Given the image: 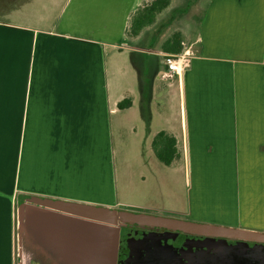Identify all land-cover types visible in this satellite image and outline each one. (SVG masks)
<instances>
[{"label": "crops", "instance_id": "0c3cea01", "mask_svg": "<svg viewBox=\"0 0 264 264\" xmlns=\"http://www.w3.org/2000/svg\"><path fill=\"white\" fill-rule=\"evenodd\" d=\"M142 2L0 0V264H17L13 194L17 204L27 195L118 203L111 114L129 107L144 117L155 157L159 132L179 149L170 164L184 167L186 218L264 232V0H206L190 30L176 23L157 35L164 8L130 34ZM175 31L192 55L167 77L164 58L174 52L164 43ZM110 49L128 52L138 71L137 89L113 100ZM174 87L179 118L152 99ZM125 98L130 105L119 107Z\"/></svg>", "mask_w": 264, "mask_h": 264}, {"label": "water", "instance_id": "95a60500", "mask_svg": "<svg viewBox=\"0 0 264 264\" xmlns=\"http://www.w3.org/2000/svg\"><path fill=\"white\" fill-rule=\"evenodd\" d=\"M16 229L17 264H264L263 231L113 205L27 195Z\"/></svg>", "mask_w": 264, "mask_h": 264}, {"label": "rangeland", "instance_id": "374dc122", "mask_svg": "<svg viewBox=\"0 0 264 264\" xmlns=\"http://www.w3.org/2000/svg\"><path fill=\"white\" fill-rule=\"evenodd\" d=\"M205 3L206 0H173L171 7L164 10L161 20L156 25L157 35L164 34L176 23L181 26L185 23V28L190 30V25L197 22ZM179 16H184V20H180ZM131 60L126 51L110 49L106 53L107 81L111 100L137 89L138 71ZM152 99L158 103L156 107L161 113H172L175 118H179L180 103L176 87L172 95L166 96L157 91L156 97L153 96ZM143 118L133 107L111 114L110 176L113 195L118 201L114 206L132 211L186 218L184 208L187 202V180L183 164L175 162L165 165L153 155L147 141L143 140ZM16 196L13 194V222L16 220L17 200L21 197Z\"/></svg>", "mask_w": 264, "mask_h": 264}, {"label": "trees", "instance_id": "16d2710c", "mask_svg": "<svg viewBox=\"0 0 264 264\" xmlns=\"http://www.w3.org/2000/svg\"><path fill=\"white\" fill-rule=\"evenodd\" d=\"M171 0H143L141 5L133 12L129 21L128 32L130 34L139 32L143 27L153 23L157 14L170 4ZM164 49L167 52L178 53L182 50V42L179 32L175 31L165 41ZM129 98L122 99L117 103L119 107L130 105ZM164 139H170L164 142ZM153 151L162 163L170 164L179 157V149L175 147L171 137L163 132H159L152 145Z\"/></svg>", "mask_w": 264, "mask_h": 264}, {"label": "built area", "instance_id": "2783aa9c", "mask_svg": "<svg viewBox=\"0 0 264 264\" xmlns=\"http://www.w3.org/2000/svg\"><path fill=\"white\" fill-rule=\"evenodd\" d=\"M192 52L189 48H183L180 52L174 54H168L164 58L166 69L163 72L165 76H171L176 74L179 76L189 64V59Z\"/></svg>", "mask_w": 264, "mask_h": 264}, {"label": "flooded vegetation", "instance_id": "af4514ba", "mask_svg": "<svg viewBox=\"0 0 264 264\" xmlns=\"http://www.w3.org/2000/svg\"><path fill=\"white\" fill-rule=\"evenodd\" d=\"M124 228H126V229H129V228H140V226H138V225H135V224H125L122 228H121V230H123ZM143 228H148V229H150L149 227H147V226H144ZM151 229H153V230H165V228H157V227H152ZM29 264H39V263H37V262H35V261H30V263Z\"/></svg>", "mask_w": 264, "mask_h": 264}]
</instances>
